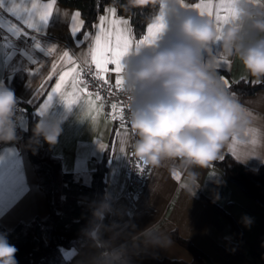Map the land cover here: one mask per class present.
I'll return each mask as SVG.
<instances>
[{
  "label": "crops",
  "instance_id": "obj_1",
  "mask_svg": "<svg viewBox=\"0 0 264 264\" xmlns=\"http://www.w3.org/2000/svg\"><path fill=\"white\" fill-rule=\"evenodd\" d=\"M35 2L39 6L51 0H35ZM194 2L211 6L213 15L204 16L212 19L217 27L215 10L222 0H186V4L189 5L188 10L193 14H200V10L191 7ZM27 6L31 7V3ZM111 7L116 8L113 4L105 5L104 10L95 18L91 26L81 30L76 38L83 39L86 33L89 34V38L77 47L69 34V29L71 16L78 10L56 2L53 6V18L45 30L46 34L39 37L42 42L47 41L54 45L56 51L49 56L39 52L32 53L43 61L40 73L33 78L26 71L28 64L25 56L16 55L9 58L6 50L0 49V86L9 87L12 76L17 71L23 72V79L14 91L22 105H29L33 112L39 114L38 105L43 104L46 96L40 97L37 104H33L31 100L34 91L42 82L47 84L45 91H50L58 81L59 74L72 67L67 63H58L62 51L68 50L73 54V60L79 68L86 66L85 59L90 65V57H82L80 53L82 51L87 53L89 46L94 43L98 28L93 26L99 24L101 15H108L109 20H127L129 30L131 29L127 15L117 14L116 11V16L112 17L105 11L106 8ZM157 12L158 10L147 25L155 21ZM0 16L4 17L2 22L6 26L11 20L18 26L25 27L2 10ZM223 26L224 24L220 25L221 29ZM144 29L146 31V27ZM25 30L32 32L30 29L25 28ZM145 31L140 38H135L130 30L133 50L135 43L143 38ZM0 34H4L3 29H0ZM160 40L166 43L168 37H160ZM17 43L24 46L23 40ZM213 54L216 57L215 71L229 81L230 86L225 85V87L229 92L235 93V98L241 104L247 121L237 134L230 136L224 143L221 154L229 152L242 163L256 167L264 160V90L258 89L253 94L245 95L231 88L233 82L248 79L249 76L245 74L239 60L224 57L219 42L215 45ZM53 63H57L55 71L52 69ZM35 67L37 66H33ZM109 67L111 69L113 66ZM107 75L110 82L114 83L115 74L110 71ZM29 81L31 88L28 87ZM62 91L71 92L72 89L66 88ZM91 93L94 99L95 94ZM87 100V94L81 93L79 101L69 109L59 94L54 97L46 112L39 116L40 119L58 121L62 132L54 146H50L43 139L40 141L42 146L49 147L53 155L60 159L61 170L72 172L85 182L90 179L96 161L104 153L100 150L99 144L111 143L104 174V193L105 200L107 199L119 215L108 216L105 223L127 222L135 225L137 230H142L150 224L157 225L159 230L172 240L171 246L167 248L147 251L157 258L169 257L185 261L192 259L191 252L172 238L171 231L176 229L181 236L191 240L206 253L209 257L207 264H264V207L224 176L223 169L217 164L211 162L207 168L195 169L199 175L195 178L193 187L189 188L186 184L188 170L179 167V162L163 161L159 167H151L143 189L136 195L132 206L129 205L124 192L128 182L126 166L131 131L126 128L120 137H116L114 129L119 127V122L113 121L111 112L106 114L103 107L90 112ZM26 124L27 115L24 114L20 118L19 126L23 129ZM194 188L198 190L191 199L190 193ZM47 207L45 192L38 185L35 169L23 142L16 140L0 142V222L10 228L19 221H30L35 217L46 215ZM244 216L252 219L249 227L243 223ZM122 227L128 229L129 225L124 224ZM65 250L66 257L70 258L67 264H92L93 257L98 252L89 241L80 249L71 247ZM132 264L158 263L133 255Z\"/></svg>",
  "mask_w": 264,
  "mask_h": 264
},
{
  "label": "clouds",
  "instance_id": "obj_2",
  "mask_svg": "<svg viewBox=\"0 0 264 264\" xmlns=\"http://www.w3.org/2000/svg\"><path fill=\"white\" fill-rule=\"evenodd\" d=\"M149 4L158 8L154 19L163 13L160 37L168 40L134 49L124 58L127 121L135 137L131 151L154 168L163 161L179 162L192 188L199 175L195 169L220 158L224 143L247 123L235 93L215 71L214 47L219 42L225 58L239 60L256 83L264 81V0H234L235 16L219 31L212 19L189 11L186 0H128L132 8ZM18 107L14 89L0 86V142L17 140ZM32 132L31 146L41 139L54 146L62 128L58 121L41 118ZM111 215L119 213L107 199L93 209L86 232L98 250L92 264H132L133 255L172 244L155 224L137 230L127 222L105 223ZM242 220L246 227L252 223L247 216ZM17 252L8 232H0V264H18Z\"/></svg>",
  "mask_w": 264,
  "mask_h": 264
},
{
  "label": "trees",
  "instance_id": "obj_3",
  "mask_svg": "<svg viewBox=\"0 0 264 264\" xmlns=\"http://www.w3.org/2000/svg\"><path fill=\"white\" fill-rule=\"evenodd\" d=\"M194 1V0H192ZM57 2L77 9L84 21L83 28L91 26L96 17L104 10L105 5L116 6L117 14L129 17L132 34L140 38L157 6L132 8L128 0H57ZM81 32V31H80ZM23 79V72L17 71L9 81V88L16 89ZM241 94H253L258 89L264 90V81L256 83L254 79H239L232 83ZM21 103L20 101H18ZM27 124L23 128V144L35 169L39 187L45 192L48 212L42 217L30 221H19L12 227L0 222V232H8L9 242L16 246L18 264H67L69 257L63 251L67 248H82L87 243L86 232L93 221V209L105 201L104 174L110 155V148L104 150L102 157L85 182L72 172L61 170L60 159L50 151L49 147L31 146L29 140L32 129L40 120L39 114L33 112L29 105H24ZM107 145L111 143L108 142ZM224 176L238 185L241 190L264 207V160L256 167H251L236 159L229 152H223L216 161ZM174 241L185 247L192 254L190 261L169 257L157 258L141 252L137 255L155 261L158 264H207L208 256L191 240L181 236L176 229L171 231Z\"/></svg>",
  "mask_w": 264,
  "mask_h": 264
},
{
  "label": "snow or ice",
  "instance_id": "obj_4",
  "mask_svg": "<svg viewBox=\"0 0 264 264\" xmlns=\"http://www.w3.org/2000/svg\"><path fill=\"white\" fill-rule=\"evenodd\" d=\"M57 0H51V2L37 5L35 0H0V10L7 13L8 16L14 17L15 20L20 21L25 27L18 26L11 20L8 21L7 26L2 22L3 16H0V29L4 30V34H0V49L6 50L8 57L11 58L16 55H23L27 58L28 67L26 71L30 77H35L40 73L41 67H43V61L34 56L33 52L42 53L44 56L51 55L56 51L54 45L47 41L42 42L39 38L45 35V30L49 27L50 20L53 18V6ZM28 3H31V7H28ZM234 0H222L220 6L215 10V19L217 22V30H221L220 25L227 23L230 19L234 18ZM185 7H189L188 4ZM192 8L200 10V15H213L211 6L194 2L191 5ZM105 11L110 13L112 17L116 16V8H106ZM80 12L77 11L71 16V26L69 34L73 38L74 44L80 47L85 40L89 38V34H85L83 39H77V35L83 28L84 21L80 19ZM58 20V17H57ZM163 13L155 19V21L146 26V31L142 39H139L135 43V50L139 51L143 46H151L155 44L161 36L164 25ZM93 27L98 28V32L94 37V43L89 46L87 53L83 51L80 53L82 57H90V66L87 59L84 60L85 68H79L76 66L73 60V54H70L68 50L62 51L59 56L58 63H67L72 65L68 71H64L59 74V79L55 83V86L50 91H45L47 84L42 82L41 85L34 91L31 103L37 104V100L46 96L43 104L38 105L39 114L43 115L48 107L53 102L54 97L59 96L63 99V103L69 109L72 105L76 104L80 99L81 93H86L88 96L87 103L89 105V111L103 107V98L99 95V92L93 94L88 91V82L83 79L84 76H91L93 79L102 82L100 87L112 86L110 84V78L107 75L110 71L115 74L114 87L118 91H125L124 89V58L133 50V40L130 35L128 27V21H119L116 19L109 20L108 15H101L99 17V24ZM26 29L32 30L29 32ZM35 33V34H33ZM39 34V36L37 35ZM23 40L24 46H21L17 42ZM31 41V43H28ZM15 45V48H14ZM29 49L31 51H29ZM113 66L110 67L109 66ZM33 66H37L33 68ZM94 66V68L92 67ZM57 63L52 64V69L55 71ZM223 78V82L226 86H230L229 81ZM51 79V77H49ZM28 87L31 88V82L29 81ZM71 88V92L62 91L63 89ZM100 102V103H97ZM125 109L118 103H111V119L119 122V127L114 129V135L120 137L126 129V121L124 117ZM100 150H108L110 145L99 144ZM123 151V149H121ZM140 170V165H137Z\"/></svg>",
  "mask_w": 264,
  "mask_h": 264
},
{
  "label": "built area",
  "instance_id": "obj_5",
  "mask_svg": "<svg viewBox=\"0 0 264 264\" xmlns=\"http://www.w3.org/2000/svg\"><path fill=\"white\" fill-rule=\"evenodd\" d=\"M90 66V65H89ZM84 66L82 68H85ZM94 68V66H92ZM83 79L88 82V90L94 92L96 94L99 92V95L103 98V109L106 114L111 112V103H118L122 105L125 109L124 117L126 121V128L130 130L128 121H127V95L125 91H118L114 87V83L110 82L112 86H104L100 87L102 82L93 79L91 76H84ZM18 112L20 114V118L25 114V107L21 103L18 102ZM131 131V130H130ZM134 134L131 132V143L128 148V159H127V186L125 190V197L129 201V205L133 204V201L139 191L143 189L147 178L149 177V173L151 170V166H146L143 162L139 161L132 155L131 145L134 142ZM24 134L22 128L17 126V142H23ZM140 165V170H138L137 165ZM132 206V205H131Z\"/></svg>",
  "mask_w": 264,
  "mask_h": 264
},
{
  "label": "rangeland",
  "instance_id": "obj_6",
  "mask_svg": "<svg viewBox=\"0 0 264 264\" xmlns=\"http://www.w3.org/2000/svg\"><path fill=\"white\" fill-rule=\"evenodd\" d=\"M66 251V250H65ZM65 251H64V255H65ZM66 254H67V251H66Z\"/></svg>",
  "mask_w": 264,
  "mask_h": 264
}]
</instances>
